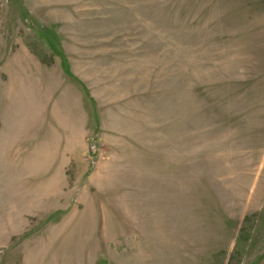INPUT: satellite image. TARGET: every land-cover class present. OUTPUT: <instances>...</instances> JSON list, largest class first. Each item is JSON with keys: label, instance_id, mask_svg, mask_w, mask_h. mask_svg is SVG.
Here are the masks:
<instances>
[{"label": "rangeland", "instance_id": "obj_1", "mask_svg": "<svg viewBox=\"0 0 264 264\" xmlns=\"http://www.w3.org/2000/svg\"><path fill=\"white\" fill-rule=\"evenodd\" d=\"M0 264H264V0H0Z\"/></svg>", "mask_w": 264, "mask_h": 264}]
</instances>
